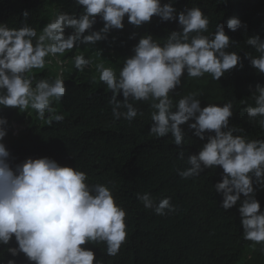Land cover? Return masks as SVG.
Wrapping results in <instances>:
<instances>
[{
    "label": "clouds",
    "instance_id": "9594fccd",
    "mask_svg": "<svg viewBox=\"0 0 264 264\" xmlns=\"http://www.w3.org/2000/svg\"><path fill=\"white\" fill-rule=\"evenodd\" d=\"M74 2L82 6L79 15L58 12L39 36L27 23L20 28L0 23V107L21 112L31 108L41 121L47 113L54 114L49 115L48 123L53 118L61 122L64 116L55 114L53 107L67 92L62 67L66 61L59 56L74 47L79 49L80 44L106 40L110 30L123 29L126 15L128 22L137 27L150 22L153 16L162 21L178 20L182 31H172L163 44L152 35L142 36L133 48L134 55L124 60L118 74L113 67L102 62L96 64L99 81L112 93L108 103L112 105L113 118L131 122L143 113L130 101L151 100L155 111L151 113L150 135L163 138L171 134L173 143L183 146L188 141L182 125L187 123L202 141L207 134V142L197 154L187 157L188 166L177 169V174L188 179L198 177L205 168L221 167L222 180L214 185L215 191L222 194L221 206L231 209L243 194L245 199L239 207L243 238L264 245V212L260 211L254 190V183L264 188V139L249 140L245 135H234L243 133V129L229 126V118L233 116L231 102L201 107L197 93L182 96L175 103L170 95L181 86L185 73L193 78L207 73L218 81L238 64L243 67L236 52L226 51L230 37L224 25L217 24L212 35H204L210 21L201 7L186 8L177 16L175 0L163 4L161 0ZM22 16L26 21L29 12L24 11ZM97 16L104 26L94 31ZM241 27L246 25L239 18L228 19L229 30L234 32ZM66 29H72L67 36ZM246 43L259 53L247 56L251 66L264 73V39L254 36ZM49 57L57 58L60 73L53 80L41 79L33 85V78L27 74L51 64L52 60L46 59ZM72 59L79 72L92 63L83 54ZM121 94L123 100L117 99ZM252 97L255 106L246 108L247 116L261 117L259 125L264 128V86L257 85ZM6 125V118L0 117V245H8L14 238L18 246L7 251L12 257L23 253L29 264H94V260L95 264H103L94 251L82 247L94 242H104L107 254L117 255L128 235L127 213L117 203L112 188L91 184L86 172L61 166L48 157L28 158L13 169L8 161L10 153L2 142L7 134ZM14 126L16 133L20 125ZM177 156L185 160L182 147ZM137 198L157 215L176 211L170 196L157 202L146 192L137 193ZM7 264L16 262L9 259Z\"/></svg>",
    "mask_w": 264,
    "mask_h": 264
},
{
    "label": "trees",
    "instance_id": "16d2710c",
    "mask_svg": "<svg viewBox=\"0 0 264 264\" xmlns=\"http://www.w3.org/2000/svg\"><path fill=\"white\" fill-rule=\"evenodd\" d=\"M161 2L168 3V0ZM173 7L177 16L186 8L201 7L210 21L204 35H212L216 25L223 24L230 37L226 51L236 52L243 64L242 68L238 64L227 71L218 81L207 73L199 78L185 73L176 93H170L174 103L190 93H197L201 107L231 102L233 116L229 118V126L243 129V133L234 135H245L249 140L264 139V128L259 125L262 118H250L246 113L247 107L255 106L252 94L257 85L264 86V73L253 68L247 58L249 54L259 56V53L246 43L254 36L264 39V0H227L226 3L224 0H175ZM48 10V0H0V23L9 28H20L27 23L39 36ZM58 10L79 15L82 6L74 0H62ZM24 11L29 12L26 21L22 16ZM233 17L239 18L246 27L234 32L229 30L227 21ZM123 23V29L110 30L106 40L80 44L79 49L74 47L68 52V57H58L66 61L62 67L67 92L55 108V114L64 116L63 121L56 122L53 118L48 123L49 115L54 114L47 113L41 121L31 108L21 112L0 107V117L7 120V134L2 142L10 153V166L15 169L28 158L48 157L61 166L86 172L91 184L112 188L117 203L127 213L126 241L115 256L107 254L104 242L82 245L94 251L96 259L103 264H264V245L243 238L239 213L240 203L245 199L243 194L231 209L221 206L222 194L215 191L214 185L222 180L223 169L205 168L198 177L188 179L177 174V169L188 166L187 157L197 154L207 142V134L205 140H200L186 123L181 126L188 141L183 146L175 145L171 134L163 138L150 135L151 113L155 111L151 100L130 101L142 116L131 122L123 118L115 120L112 105L108 103L112 93L99 81L95 64L85 67L83 72L75 69L72 57L83 54L95 63L113 67L118 74L124 60L134 55L133 48L142 36L152 35L163 44L172 31H182L178 20L162 21L157 16L137 27L128 22L126 15ZM103 26L104 21L97 16L92 30L99 31ZM71 32L72 29H66L65 35ZM100 55L101 62H96ZM52 59L55 62L48 65L58 74L61 66ZM70 62L72 67L67 69ZM27 75L33 78V85L41 79H55L54 70L46 68L33 69ZM117 99L123 100L122 94ZM16 122L22 123L18 133H14ZM181 147L185 160L177 156ZM254 190L260 211L264 212V188L254 183ZM146 192L157 202L170 196L176 211L157 215L152 209H146L137 198V193ZM17 246L14 238L8 245H0V264H7L9 259H14L16 264H29L23 253L12 257L7 251Z\"/></svg>",
    "mask_w": 264,
    "mask_h": 264
},
{
    "label": "rangeland",
    "instance_id": "374dc122",
    "mask_svg": "<svg viewBox=\"0 0 264 264\" xmlns=\"http://www.w3.org/2000/svg\"><path fill=\"white\" fill-rule=\"evenodd\" d=\"M62 0H48V7H49V10H48V15H47V18L45 19V23H44V26L49 23L52 19L55 18V15L59 12L58 10V7L59 5L61 4ZM56 5V6H55ZM68 52H66L63 56H59L60 59H63L65 57H68ZM52 59V58H50ZM56 59V58H55ZM101 59H102V55L98 56L96 58V62H101ZM53 62H55L53 59H52ZM68 64V63H67ZM96 66L97 63L93 62L91 63V65H94ZM72 67V62L69 63L68 65V68L67 69H70ZM46 69H49V70H54L55 72V75L54 77L56 78L57 76V70L55 68H52L51 66H49L48 64H46L45 66ZM43 68V69H45ZM41 69V70H43ZM53 107L54 108H57L58 107V102H54L53 103ZM22 123L20 122H16L15 125L18 126V125H21ZM24 126H27V123L23 124ZM26 128V127H25ZM18 133V132H16Z\"/></svg>",
    "mask_w": 264,
    "mask_h": 264
},
{
    "label": "built area",
    "instance_id": "2783aa9c",
    "mask_svg": "<svg viewBox=\"0 0 264 264\" xmlns=\"http://www.w3.org/2000/svg\"><path fill=\"white\" fill-rule=\"evenodd\" d=\"M57 59V58H56Z\"/></svg>",
    "mask_w": 264,
    "mask_h": 264
}]
</instances>
